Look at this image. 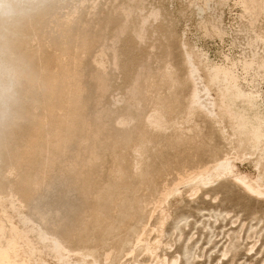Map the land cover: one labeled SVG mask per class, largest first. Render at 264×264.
<instances>
[{
    "label": "rangeland",
    "instance_id": "1",
    "mask_svg": "<svg viewBox=\"0 0 264 264\" xmlns=\"http://www.w3.org/2000/svg\"><path fill=\"white\" fill-rule=\"evenodd\" d=\"M0 33L1 64L10 54L17 70L0 132L23 156L7 168L0 148V197L48 264L80 256L59 260L41 230L99 264H264V196L229 175L195 179L226 156L253 180L264 169V0H42ZM190 65L215 116L190 100ZM41 201L59 208L43 224Z\"/></svg>",
    "mask_w": 264,
    "mask_h": 264
},
{
    "label": "bare ground",
    "instance_id": "2",
    "mask_svg": "<svg viewBox=\"0 0 264 264\" xmlns=\"http://www.w3.org/2000/svg\"><path fill=\"white\" fill-rule=\"evenodd\" d=\"M134 1V0H133ZM140 1V0H139ZM137 2V1H136ZM243 2V1H242ZM261 2V1H260ZM253 3V2H252ZM263 3V2H262ZM244 4V3H242ZM190 5V4H189ZM263 5V4H262ZM242 6V5H241ZM257 6V5H255ZM261 6V5H260ZM259 7V6H258ZM255 9H257L255 7ZM254 9V10H255ZM263 9V7H262ZM247 11V10H245ZM252 20V18H251ZM1 26V23H0ZM2 34L0 33V39L2 38L1 36ZM100 53H102L100 51ZM114 53V52H113ZM253 53V52H252ZM97 54V53H96ZM95 54V55H96ZM104 55V54H103ZM115 55V54H114ZM99 56V55H98ZM97 57V56H96ZM100 57V56H99ZM103 60V56H101ZM95 58V56H94ZM93 58V61H94ZM114 58V57H112ZM4 59V56L0 54V64L2 62V60ZM97 59V58H96ZM99 60V59H97ZM114 60V59H112ZM188 60V59H187ZM115 61V60H114ZM97 62V61H95ZM100 61L97 62V64ZM112 63V62H111ZM95 64V63H94ZM96 64V66H97ZM104 65V63H102ZM190 64V63H189ZM61 66V65H60ZM101 66V65H100ZM190 69H189V76L192 80L195 81V87L192 89L191 94H190V100L192 103L196 104V106H198L201 110H204L208 115L210 116H215L213 111H212V107L214 105V103L211 102V105H206L204 104V99H201V95L202 92H206V88H204L203 86H201L200 84L198 85L199 81L201 80L200 76L196 73V68L192 65H190ZM187 67V66H186ZM67 72V71H66ZM1 73H4L3 70H0V75ZM50 73V72H49ZM64 74V72H63ZM46 75L48 77V74L46 72ZM45 76V75H44ZM50 80V79H49ZM53 80V79H52ZM54 82V81H53ZM198 82V83H197ZM48 85V84H47ZM47 87V86H46ZM55 90V89H54ZM69 90V89H68ZM74 90V89H73ZM78 90V89H77ZM59 91V90H57ZM71 91V89H70ZM56 92V90H55ZM241 92V91H240ZM58 94L60 93L57 92ZM73 93V92H72ZM207 93V92H206ZM205 93V94H206ZM62 95V93H61ZM76 95V94H74ZM144 95V94H143ZM145 96V95H144ZM144 99V97L142 98ZM187 103V102H186ZM206 114V115H207ZM207 117V116H206ZM67 119V118H65ZM64 120V119H63ZM70 120V119H68ZM65 122V121H64ZM67 122V120H66ZM53 124V123H52ZM58 124V122H57ZM216 124V122H215ZM56 125V124H55ZM60 125V124H58ZM69 126V125H68ZM58 129V128H57ZM98 131V130H97ZM223 132V131H222ZM4 133L0 132V148L2 153L5 155L4 157V161H5V165L8 167H11L12 165H16L19 166L21 161H22V157L21 155H17L16 158L13 157V155H10L11 152V148H10V144H9V139L2 135ZM224 134V133H223ZM125 135V134H124ZM120 136V135H118ZM124 137H122L123 139ZM31 139V138H30ZM29 139V141H30ZM62 139V137H61ZM32 140V139H31ZM34 140V139H33ZM119 140V139H118ZM124 140V139H123ZM122 140V141H123ZM47 143V142H46ZM33 144V143H32ZM35 144V143H34ZM49 144V143H48ZM19 150V149H18ZM23 151V150H22ZM27 151V149H26ZM212 151V150H211ZM26 154V153H25ZM28 154V153H27ZM209 154V152H208ZM211 157V156H210ZM234 157V156H233ZM230 158V157H229ZM229 158L224 157L222 159H219L217 162H215L214 166H213V170L211 172H207L206 175L203 177L202 173L198 172L197 174H195V179L197 180L196 182L202 184H206L207 182H212L213 181V174H216L217 176L219 175H229L233 178V180L238 183L243 189L244 191L252 194V195H256L259 197H263L264 196V169L262 171L258 172V176L256 179H252L251 177H249L248 175H243L238 173L237 171H235V166L232 164V162L235 160H233L232 162L229 160ZM236 158V157H234ZM233 159V158H232ZM238 159V158H237ZM118 160V159H117ZM119 161V160H118ZM121 161V160H120ZM264 162V161H263ZM257 163V162H256ZM119 164V163H118ZM4 165V166H5ZM117 166V165H116ZM259 166V165H258ZM69 167V166H68ZM120 167V166H119ZM124 167V165H123ZM127 167V166H126ZM126 167L125 170H126ZM207 167V166H206ZM152 168V166H151ZM154 168V167H153ZM152 168V169H153ZM156 168V167H155ZM203 168V167H202ZM258 168V167H256ZM117 169V168H116ZM115 169V170H116ZM158 170V168H156ZM9 170V169H8ZM154 170V169H153ZM206 170V169H204ZM256 170V169H255ZM201 171V170H200ZM257 171V170H256ZM132 172V171H131ZM155 172V171H152ZM197 172V171H196ZM119 173V172H118ZM148 173V171H147ZM188 173V172H187ZM191 173V172H190ZM124 174V173H123ZM121 174V175H123ZM186 174V173H185ZM257 174V173H256ZM151 175V174H150ZM192 175V174H191ZM190 175V176H191ZM33 176V175H32ZM188 176V174H187ZM116 177V175H115ZM119 177V175H118ZM125 177V176H124ZM186 177V176H185ZM145 178V177H144ZM187 178V177H186ZM126 179V177H125ZM182 179L184 178H179L180 181H182ZM194 179V180H195ZM230 179V178H229ZM193 180V181H194ZM58 181V180H57ZM116 181V180H114ZM119 181V179L117 180ZM124 182V180H123ZM122 182V183H123ZM64 183V182H63ZM115 183V182H114ZM120 183V182H119ZM121 183V184H122ZM178 183V182H177ZM28 184V183H27ZM120 184V185H121ZM124 184V183H123ZM176 184V183H175ZM192 184V183H191ZM19 184H15L14 188L12 189V191H17V192H21L24 193V195L26 196L27 190L30 189H34V187H18ZM125 185V184H124ZM107 186V185H106ZM116 186V185H115ZM122 186V185H121ZM174 186V185H172ZM105 187V186H104ZM119 187V186H118ZM169 187V186H168ZM114 188V187H113ZM117 188V187H116ZM122 188V187H121ZM170 188V187H169ZM196 188V187H194ZM198 188V187H197ZM19 189V190H18ZM108 189V188H107ZM166 189V188H165ZM164 189V190H165ZM168 189V188H167ZM20 190H23L20 191ZM116 190V189H115ZM70 191V190H69ZM132 191V190H131ZM191 191H193L191 189ZM109 192V191H108ZM245 192V193H246ZM11 193V192H10ZM116 193V192H115ZM118 193V191H117ZM135 193V192H134ZM162 193V192H161ZM136 194V193H135ZM175 194V193H174ZM11 196V195H10ZM132 196V195H131ZM137 196V195H136ZM162 196V195H161ZM160 196V197H161ZM133 197V196H132ZM131 197V198H132ZM141 197V196H140ZM119 198V197H118ZM125 198V197H124ZM127 199V197H126ZM158 199V198H157ZM138 200H139V196H138ZM141 200V199H140ZM160 200V199H159ZM157 201V200H156ZM161 201V200H160ZM165 201V198H164ZM9 202V200H8ZM136 202V201H135ZM142 202V201H141ZM10 203V202H9ZM158 203V202H157ZM5 204V199H3V197H0V264H48V262L43 258V249L42 246H38L36 245L33 240L31 239V237L29 236L28 230H27V224L30 223V219H25V220H21L22 222H19L20 224H17L15 222H13L9 215H8V210L6 209V207L4 206ZM14 204V203H13ZM18 204V203H17ZM17 204L15 205H11L13 208H15L17 206ZM71 204V203H70ZM141 204V203H140ZM51 204L49 202H42L41 203H35L32 205V213L34 214V216L36 217L37 220H39L41 223H46L48 222V220L50 219L51 215L54 214H58L59 212V208H52L50 206ZM143 205V203H142ZM155 205V204H154ZM162 205V204H161ZM95 206V205H94ZM135 206V205H134ZM157 206V205H156ZM160 205H158L157 207H159ZM17 208V207H16ZM140 208L139 206L137 207V209ZM148 208V207H147ZM155 208V207H154ZM111 209V208H110ZM90 210V209H89ZM95 210V209H94ZM115 210V208H114ZM150 210V209H149ZM156 210V208H155ZM13 211V210H12ZM84 211V210H83ZM144 211V210H143ZM162 211V210H160ZM94 212V211H93ZM96 212V211H95ZM110 212V211H109ZM167 212V211H166ZM98 213V212H97ZM162 213V212H161ZM140 214V212H139ZM142 214V213H141ZM98 215V214H96ZM135 215V214H134ZM151 215V214H150ZM153 215V214H152ZM57 216V215H56ZM159 216V215H158ZM162 216V215H161ZM160 216V217H161ZM84 217V216H83ZM149 217V216H147ZM108 218V217H107ZM114 218V217H113ZM126 218V217H125ZM145 218V217H144ZM143 218V219H144ZM166 218V217H165ZM87 219V218H86ZM104 219V218H103ZM121 219V218H120ZM149 219V218H147ZM162 219V217H161ZM88 220V219H87ZM86 220V221H87ZM105 220V219H104ZM119 220V219H118ZM132 220V219H130ZM85 221V220H84ZM91 221V218H90ZM89 221V222H90ZM107 221V219H106ZM162 221V220H161ZM160 221V222H161ZM94 222V221H93ZM103 222V221H101ZM108 222V221H107ZM134 222V221H133ZM142 222V221H141ZM42 223V224H43ZM99 223V222H98ZM111 223V222H110ZM148 223V222H147ZM162 223V222H161ZM113 224V223H112ZM145 224V223H144ZM84 225V224H83ZM157 225V224H156ZM160 225V224H159ZM97 226V225H96ZM112 226V225H111ZM120 226V225H119ZM140 226V225H139ZM144 226V225H142ZM141 226V227H142ZM162 227V225H160ZM159 226V228H160ZM114 227V226H113ZM64 228V227H63ZM106 228V227H105ZM158 228V229H159ZM84 229L86 230V227H84ZM113 230V229H112ZM135 230V228H134ZM142 231V229H141ZM147 231V230H146ZM83 232V231H82ZM93 232V229H92ZM114 232V231H113ZM129 232V231H128ZM160 232V231H159ZM141 233V232H140ZM139 233V236L137 237V240H139L141 234ZM143 233V232H142ZM130 234V233H129ZM138 234V233H137ZM89 235V234H88ZM96 235V234H95ZM103 235V234H102ZM161 235V234H160ZM111 236V235H110ZM128 236V235H127ZM133 236V235H132ZM87 237V236H86ZM92 237V236H91ZM95 237V236H94ZM102 237V236H101ZM120 237V236H119ZM122 237V236H121ZM111 238V237H110ZM130 238V237H129ZM100 240V238H98ZM127 239V238H126ZM89 239H86L85 242H87ZM92 240V239H90ZM95 240V239H94ZM122 240V239H121ZM149 240V239H148ZM157 240V239H156ZM39 241L43 244V245H47V243L51 246V248L55 251L57 257L59 258V260H63L66 257H68L69 255L73 256H80V258L76 261V264H99V260L98 258L95 257V255L92 253V251H88L87 253L84 252H80L79 250L76 249H72L68 246V242L65 240H62L60 237H58L56 234H49L47 232H45L44 230H41L39 232ZM110 241V239H109ZM112 241V240H111ZM118 241V240H117ZM106 241H104V239L101 240L102 246H104ZM115 242V241H114ZM119 242V241H118ZM127 242V241H126ZM133 242V241H132ZM139 242V241H137ZM141 242V241H140ZM155 240H154V245H155ZM81 243L80 240H78V244ZM109 243V242H108ZM157 243V242H156ZM83 244V243H82ZM115 244V243H114ZM113 244V245H114ZM129 244V243H128ZM131 244V243H130ZM145 244V243H144ZM147 245V249L148 251H150L151 253L153 252L154 247ZM92 246V245H91ZM94 246V245H93ZM117 246V245H116ZM122 246V245H121ZM133 246V245H132ZM158 246H159V242H158ZM96 247V246H95ZM125 247V246H124ZM130 247V246H129ZM122 248V247H121ZM104 249V248H103ZM106 249V248H105ZM108 249V247H107ZM106 249V250H107ZM111 249V248H110ZM131 250V249H129ZM83 251V250H82ZM108 251V250H107ZM124 251V250H123ZM132 251V250H131ZM156 250H154L155 252ZM104 252V251H103ZM106 252V251H105ZM104 252V258L105 261L102 263H106V260L108 259L110 253L108 251V253ZM117 252V250H116ZM122 252V251H121ZM120 252V253H121ZM153 252V253H154ZM125 253V252H124ZM152 253V254H153ZM116 254V253H115ZM131 255V254H130ZM151 256V254H149ZM122 257V255H121ZM124 257V256H123ZM88 258H91L90 262L87 260ZM151 258V257H150ZM156 258V257H155ZM133 259V258H132ZM131 259V260H132ZM177 258L173 259L171 261L170 264H176L177 263ZM104 260V259H103ZM116 260V259H115ZM121 260V259H120ZM150 261V260H149ZM156 261V260H155ZM120 262V261H118ZM117 262V263H118ZM133 262V261H132ZM168 260L167 258L163 257L160 259H157V264H167ZM145 263V262H144ZM136 264H140V263H136ZM154 264V263H153Z\"/></svg>",
    "mask_w": 264,
    "mask_h": 264
},
{
    "label": "clouds",
    "instance_id": "3",
    "mask_svg": "<svg viewBox=\"0 0 264 264\" xmlns=\"http://www.w3.org/2000/svg\"><path fill=\"white\" fill-rule=\"evenodd\" d=\"M42 6V0H0V23L12 28ZM5 82L0 87V123H10L17 97V70L9 54L8 60L0 64Z\"/></svg>",
    "mask_w": 264,
    "mask_h": 264
}]
</instances>
